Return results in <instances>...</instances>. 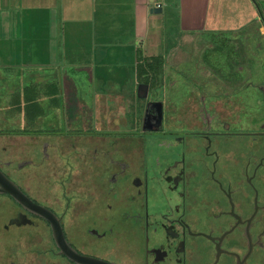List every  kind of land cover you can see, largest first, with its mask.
Listing matches in <instances>:
<instances>
[{"label": "flooded vegetation", "instance_id": "af4514ba", "mask_svg": "<svg viewBox=\"0 0 264 264\" xmlns=\"http://www.w3.org/2000/svg\"><path fill=\"white\" fill-rule=\"evenodd\" d=\"M229 69L237 75L221 76L211 93V81L188 80L180 99L175 81L139 80L128 117L108 118L107 110L85 117L88 128L78 116L70 130L39 131L70 140L65 154L57 142L62 161L51 162L46 140L39 159L0 169L53 213L82 256L109 264H264V79L252 103L232 93L243 88L245 68ZM17 134L30 133H6ZM0 264L78 263L47 218L0 193Z\"/></svg>", "mask_w": 264, "mask_h": 264}, {"label": "crops", "instance_id": "0c3cea01", "mask_svg": "<svg viewBox=\"0 0 264 264\" xmlns=\"http://www.w3.org/2000/svg\"><path fill=\"white\" fill-rule=\"evenodd\" d=\"M259 1L0 0V64L5 55L9 64L15 61L14 66H21L22 75L15 68L7 73L0 71V87L10 89L3 94L0 91V105L4 94L13 100L20 95L25 118L42 122L46 113L41 104H45L46 111L53 109L56 115L48 129L54 128L58 119L65 125L66 114L72 125L78 116L89 119L95 113H105L109 97H135L134 91H121L119 85H137L140 66L148 62L142 61L144 51L167 80L160 69L173 52L185 56L179 63L184 65L194 59L192 50L199 51V46L201 50L217 49L207 40L223 36L228 29L251 38L252 25L260 19L264 24ZM155 7L162 10L151 12ZM260 32L257 28V33L264 35ZM189 40L192 42L187 43ZM236 46L233 44L232 52ZM204 63L198 58V69L204 70ZM229 65L238 67L232 61ZM16 81L21 84L16 85ZM83 84L95 89L90 100L79 96ZM58 113L62 117L58 118Z\"/></svg>", "mask_w": 264, "mask_h": 264}, {"label": "rangeland", "instance_id": "374dc122", "mask_svg": "<svg viewBox=\"0 0 264 264\" xmlns=\"http://www.w3.org/2000/svg\"><path fill=\"white\" fill-rule=\"evenodd\" d=\"M259 5L260 8H258L260 10V12H264V4L261 3V0L259 1ZM226 11L228 10L227 7H225ZM262 9V10H261ZM167 11V10H166ZM171 12V10H168V13ZM171 19H173L171 17ZM260 21V22H259ZM259 29V32L263 31L264 34V24L262 22V20H258L255 22V25L253 24L252 27L246 28L247 30L249 29L250 31V35L251 38L248 39V34H246L245 36H243L242 34L239 33H235L232 29H228L226 32H224L223 36H219L216 38H212V39H208L207 42L209 41V43H212L213 46H215L214 48L218 47L217 49H213V48H206V49H202L199 46L197 49H200L199 51H194L195 52V57L194 59H190L186 64H179L180 61H182L185 56L183 55H175V52H173L171 56H167V65L166 66H162V68L160 70L165 71V76H167V81H175L177 84V87H175L174 89V93L173 95L177 97V99H180V97L187 91V89H185L186 85H190V83H187L188 80H196L199 81L203 79V81H211V87L209 90V93L212 92V90L215 89L214 82L218 81L220 78L222 79L221 76L226 77L229 79L230 76H234L237 75L236 73H232L229 70V64L230 61H232L236 66L238 67H245V70L241 72V77L244 78V82L245 84L242 86L243 88H239V89H233L234 91L232 92L234 95H236L235 97H245L247 100L249 98L252 99V103H258L261 97V93H260V87L259 85H261L263 79H264V35L263 38L261 37V42H260V47L262 45L261 48H263L262 52L261 51H257L255 48V43L257 44L258 41H260L259 37V33H257V28ZM260 32V33H261ZM234 36V38L232 37ZM192 41L189 40L187 43H191ZM180 45L185 46L184 40H180L179 41ZM233 44H237L235 52H232L233 49ZM188 45V44H187ZM185 51V50H184ZM259 52V53H258ZM262 53V54H260ZM143 56H142V61L143 63L145 62H149L150 58L147 57L145 55V51L143 52ZM185 54V53H184ZM194 54V53H193ZM235 54V55H234ZM176 56V57H175ZM175 57V58H174ZM4 60L3 62L0 64V71L7 73L9 72V70L13 71V68H15V71H18L19 76L21 77V71H19L21 69V66H14V62L10 63L8 62L7 57L4 55ZM198 58L201 59V61L204 59L205 60V69L198 70V65L196 63H198ZM3 64H8L7 67H2ZM170 64V65H169ZM209 65L210 68H207V66ZM18 68V69H16ZM204 68V66L202 67ZM209 69V70H208ZM216 69H222L223 71H219V73L212 71V70H216ZM200 71V72H199ZM114 73V72H113ZM217 73V74H216ZM133 74V73H131ZM130 74V75H131ZM5 79H8L10 81H13V79L11 78L10 75H5L4 76ZM185 81V82H182ZM16 85L19 84L20 82L16 81L14 82ZM114 83H119V82H114ZM21 84V83H20ZM95 84H98L97 82H95ZM112 84V83H111ZM126 84L128 85L127 82L120 84L119 85V89L121 91H123V85ZM171 84V83H170ZM194 84V83H191ZM113 85V84H112ZM132 86H134V84L132 85H128L124 90L125 92H130L133 90ZM223 86V85H222ZM257 86L259 88H257ZM4 85L2 87H0V91H2L3 93H6L5 90L7 89L6 87H4ZM130 87V88H129ZM94 87H90V86H85L83 84L82 87H79V96H84L85 100H90V93H93ZM177 88V89H176ZM196 88V87H195ZM222 90H225V94L227 95L228 93H231L230 90H226L227 87H222ZM116 88H112V90H115ZM9 92V88L7 89ZM27 90L29 91V89L27 88ZM95 90V89H94ZM108 90H111V88H108ZM4 91V92H3ZM18 92V90L16 89V93ZM214 92V91H213ZM207 95V94H206ZM215 96V93L210 95L209 98H212ZM135 98L136 97H127V98H123V97H109L108 98V104L113 106V109H110V105L108 107V118L112 115L115 118H125L128 117L126 116V113L128 114L129 112L134 111V104L133 102H135ZM18 99H20L21 102H16ZM1 103H3L2 107L0 105V108H3L0 110V163H4L6 164V162L8 161H14L15 163H22L25 162L26 160H32V159H39L40 155H41V145L43 144L44 141H48V146L50 148L51 146V162L55 163L56 161H62L61 156H59L60 154L58 153V151H56V147H58V143L60 141V139L62 138V143L61 148L62 151L65 153H69L71 146L69 145L71 142L70 140L67 138L65 139L63 136L62 137H58V138H51L50 136L47 137H43V136H39L38 133H31V134H25V135H6V133L10 134L12 132L13 133H19L21 132L22 134L27 132H31V131H42V130H50L48 129L49 123H50V119L51 121H55V114H54V110H48L46 111V105L45 104H41L42 105V109H45V113L46 115H44L42 122H39L37 120H30L28 121L25 118V113L23 111V105L24 103L22 102V98L19 95V98H15L13 100V97H8L7 95L4 94V96L1 99ZM259 100V101H258ZM138 101V99H137ZM111 102V103H109ZM103 104H97L96 106L100 107ZM63 106V105H62ZM242 104L239 103L238 107H236V111L240 112ZM8 108V109H7ZM53 108V107H52ZM103 108V107H102ZM241 108V109H240ZM106 109V108H105ZM248 111H246V114H248ZM104 112V111H103ZM227 113V112H226ZM57 114V111H56ZM101 114V113H99ZM98 115V113H97ZM58 118L62 117L59 115L58 113ZM101 117V116H100ZM104 117V121L106 120V116H102ZM66 118L65 119V128L66 129H71L72 127H74V123L71 125L70 124V118L69 115L66 114ZM82 118H84L82 116ZM70 121V122H69ZM83 121V119H82ZM81 121V122H82ZM39 122V123H38ZM71 125L69 128H67V126ZM90 125V121L84 118V122H82V126L83 128H88ZM54 128L57 129H62L63 128V120L62 119H58L57 123H54ZM119 127V126H118ZM70 132V131H69ZM70 135V134H69ZM56 143V144H55ZM45 145V144H44ZM43 145V148H44ZM48 151V150H47ZM73 155H69L68 158L72 159ZM9 165V164H8ZM11 167V166H10ZM29 172V175L31 177L33 176H39L37 172L32 171L31 170H27ZM40 181V180H39ZM37 183L36 181L33 182V184H31L32 186ZM29 185V186H31ZM31 186V187H32ZM30 187V188H31ZM38 189H33L31 188L32 192L37 191Z\"/></svg>", "mask_w": 264, "mask_h": 264}, {"label": "water", "instance_id": "95a60500", "mask_svg": "<svg viewBox=\"0 0 264 264\" xmlns=\"http://www.w3.org/2000/svg\"><path fill=\"white\" fill-rule=\"evenodd\" d=\"M162 9L160 7H155L151 9V12H160ZM0 193H5L11 195L17 202H19L23 207L31 210L32 212L47 218L53 226L57 241L61 247L63 253H65L72 260L78 264H109L101 260H97L88 256H82L75 252L65 241L63 232L58 226L57 221L52 212H50L44 206L35 203L30 199L20 187L12 181L1 169H0Z\"/></svg>", "mask_w": 264, "mask_h": 264}, {"label": "trees", "instance_id": "16d2710c", "mask_svg": "<svg viewBox=\"0 0 264 264\" xmlns=\"http://www.w3.org/2000/svg\"><path fill=\"white\" fill-rule=\"evenodd\" d=\"M257 6L258 8H260L259 3ZM157 68L158 67L151 62H147L146 64H141L140 69H142V72L139 73L140 80L154 81L157 78L163 80L164 72L158 71Z\"/></svg>", "mask_w": 264, "mask_h": 264}]
</instances>
